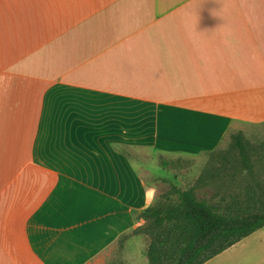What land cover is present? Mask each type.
<instances>
[{
	"label": "crops",
	"instance_id": "1",
	"mask_svg": "<svg viewBox=\"0 0 264 264\" xmlns=\"http://www.w3.org/2000/svg\"><path fill=\"white\" fill-rule=\"evenodd\" d=\"M263 124L264 0H0V264H149L123 149Z\"/></svg>",
	"mask_w": 264,
	"mask_h": 264
},
{
	"label": "rangeland",
	"instance_id": "2",
	"mask_svg": "<svg viewBox=\"0 0 264 264\" xmlns=\"http://www.w3.org/2000/svg\"><path fill=\"white\" fill-rule=\"evenodd\" d=\"M238 141L244 148L243 151L237 144ZM123 151L132 159L142 160V163L135 164L139 165V171L147 182L160 180L154 203L176 200L175 189H191L197 199L210 204L222 199L221 205H244L249 192L257 189V183L264 189V124L229 132L215 151L191 157L169 156L149 148L132 147ZM149 165L160 176L150 174ZM124 240L125 237L122 241ZM120 243L115 247V251H120L126 246L125 242L122 246ZM149 244L150 237L147 233L139 232L130 235L126 247L136 253L137 250H143L146 255ZM123 250L125 251V248ZM123 260L124 264H127L126 259ZM118 262L122 263L121 258L115 256L112 264ZM206 264H264V227Z\"/></svg>",
	"mask_w": 264,
	"mask_h": 264
},
{
	"label": "trees",
	"instance_id": "3",
	"mask_svg": "<svg viewBox=\"0 0 264 264\" xmlns=\"http://www.w3.org/2000/svg\"><path fill=\"white\" fill-rule=\"evenodd\" d=\"M175 193L176 200L153 202L138 212L145 223L134 233L150 237L149 264H206L264 227V189L259 183L244 205H221L222 199L210 204L197 199L191 189Z\"/></svg>",
	"mask_w": 264,
	"mask_h": 264
},
{
	"label": "clouds",
	"instance_id": "4",
	"mask_svg": "<svg viewBox=\"0 0 264 264\" xmlns=\"http://www.w3.org/2000/svg\"><path fill=\"white\" fill-rule=\"evenodd\" d=\"M155 188H150L147 192H146V198H145V203L142 206V208L140 209V211H145L147 210L149 207H151L152 203L154 202V198H155ZM149 193H151V196H149Z\"/></svg>",
	"mask_w": 264,
	"mask_h": 264
}]
</instances>
